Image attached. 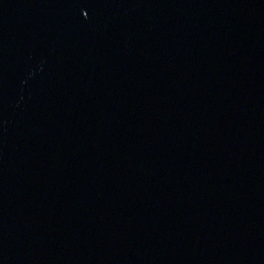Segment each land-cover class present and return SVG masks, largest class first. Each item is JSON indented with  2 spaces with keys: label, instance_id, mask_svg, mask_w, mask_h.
Returning <instances> with one entry per match:
<instances>
[{
  "label": "water",
  "instance_id": "obj_1",
  "mask_svg": "<svg viewBox=\"0 0 264 264\" xmlns=\"http://www.w3.org/2000/svg\"><path fill=\"white\" fill-rule=\"evenodd\" d=\"M0 264H264V0H0Z\"/></svg>",
  "mask_w": 264,
  "mask_h": 264
}]
</instances>
